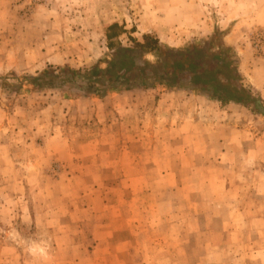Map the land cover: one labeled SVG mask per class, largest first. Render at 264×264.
<instances>
[{
    "label": "rangeland",
    "instance_id": "1",
    "mask_svg": "<svg viewBox=\"0 0 264 264\" xmlns=\"http://www.w3.org/2000/svg\"><path fill=\"white\" fill-rule=\"evenodd\" d=\"M249 3L0 0V264H264V26L229 45L260 108L35 85L49 67L107 68L113 23L124 47L179 49L225 37Z\"/></svg>",
    "mask_w": 264,
    "mask_h": 264
},
{
    "label": "trees",
    "instance_id": "2",
    "mask_svg": "<svg viewBox=\"0 0 264 264\" xmlns=\"http://www.w3.org/2000/svg\"><path fill=\"white\" fill-rule=\"evenodd\" d=\"M121 33H125V29L118 23L111 24L107 29L108 47L113 52L107 68L94 66L76 70L49 67L40 75L46 79L35 85L49 88L57 80L71 86L78 80L88 81V86L82 88L86 98H102L111 92L163 86L194 90L224 105L234 102L250 108L253 102L255 107L260 108L263 104L245 86L238 53L224 42V36L219 31L208 40L193 42L179 49L165 47L151 34H144L142 40L132 38L133 46L124 47L115 40ZM148 54H153L156 61H147ZM4 86L11 89L7 83Z\"/></svg>",
    "mask_w": 264,
    "mask_h": 264
},
{
    "label": "crops",
    "instance_id": "3",
    "mask_svg": "<svg viewBox=\"0 0 264 264\" xmlns=\"http://www.w3.org/2000/svg\"><path fill=\"white\" fill-rule=\"evenodd\" d=\"M251 3L249 7V12H247V19L245 21H236L237 16L233 14L232 17V25L231 30L228 34L224 37V42L228 45L231 44V46H237V43L239 40H241L242 37H244L245 34H247L248 28L252 26V24L255 22L258 25L264 26V0H255L253 3V0H250ZM253 4H256L255 6H252ZM228 20V19H227ZM236 21V22H235ZM249 26V27H248ZM252 78V77H251ZM262 85V84H261ZM138 89H134L131 91H123V93H129V92H135Z\"/></svg>",
    "mask_w": 264,
    "mask_h": 264
},
{
    "label": "built area",
    "instance_id": "4",
    "mask_svg": "<svg viewBox=\"0 0 264 264\" xmlns=\"http://www.w3.org/2000/svg\"><path fill=\"white\" fill-rule=\"evenodd\" d=\"M261 41H262V36L258 35V37L256 38V47L260 46Z\"/></svg>",
    "mask_w": 264,
    "mask_h": 264
}]
</instances>
